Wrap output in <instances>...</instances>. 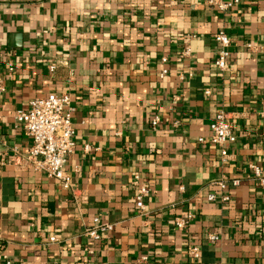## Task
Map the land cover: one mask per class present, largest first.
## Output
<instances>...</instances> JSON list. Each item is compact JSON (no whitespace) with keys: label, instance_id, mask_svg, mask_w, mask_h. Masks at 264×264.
<instances>
[{"label":"crops","instance_id":"obj_1","mask_svg":"<svg viewBox=\"0 0 264 264\" xmlns=\"http://www.w3.org/2000/svg\"><path fill=\"white\" fill-rule=\"evenodd\" d=\"M220 31L232 40L224 73ZM0 68V264H264V187L250 169L264 172V0L228 12L198 0H0ZM51 94L76 109L74 192L28 167L32 140L15 121ZM220 111L237 138L225 158L209 143ZM96 218L114 225L99 243L84 237Z\"/></svg>","mask_w":264,"mask_h":264},{"label":"built area","instance_id":"obj_2","mask_svg":"<svg viewBox=\"0 0 264 264\" xmlns=\"http://www.w3.org/2000/svg\"><path fill=\"white\" fill-rule=\"evenodd\" d=\"M206 7L221 12L231 11L239 6L244 0H198ZM215 41L220 45V52L214 62V67L219 73H224L228 69V61L231 55L232 40L224 31H220L215 35ZM253 49L252 45L247 46ZM191 48L187 46L182 54L183 58L191 56ZM162 64L164 68L161 71V77L164 78L168 73V59L163 58ZM57 67L50 66L51 72H55ZM12 71V69H10ZM4 75L0 68V98L5 93ZM210 95V92H206ZM76 109L72 104L70 95L68 94H51L45 98H37L29 103L27 109L19 110L16 114L15 121L22 126L26 135L32 140V146L26 157L28 167L35 171L46 174L49 178L57 180L62 188L66 191L74 192L73 184L70 176L66 172V166L70 156L76 148L75 130L72 123L73 114ZM261 117L264 119V100L261 103ZM160 120L156 117L152 126L156 128ZM237 138L234 134V125L230 114L225 111L217 113L211 125V137L209 143L221 150L222 157L228 156V148L236 142ZM200 143H206L204 139H199ZM90 148L86 147V151ZM254 180L259 187H264V172L257 166L250 167ZM234 187L240 186V179L234 178L231 181ZM132 186L135 189V204L140 214L146 213V200L150 195V189L143 181L140 175H135L132 180ZM222 189H226L225 184H220ZM215 195H210L208 201L214 202ZM231 201L229 196L223 197L222 202ZM195 219L194 214H189L186 219L178 218L175 220V227L179 231H185L190 222ZM114 231L113 224H105L100 218L94 220V225L84 232V237L94 243L103 240L105 234ZM264 233V227H263ZM210 243H217L219 237L217 234L208 236ZM192 260L201 258V248L199 246H191L188 250ZM7 259V257H0ZM10 264V262H7Z\"/></svg>","mask_w":264,"mask_h":264}]
</instances>
